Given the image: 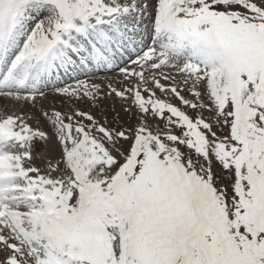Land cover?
<instances>
[{"label":"snow or ice","instance_id":"snow-or-ice-1","mask_svg":"<svg viewBox=\"0 0 264 264\" xmlns=\"http://www.w3.org/2000/svg\"><path fill=\"white\" fill-rule=\"evenodd\" d=\"M0 264H264V0H0Z\"/></svg>","mask_w":264,"mask_h":264},{"label":"bare ground","instance_id":"bare-ground-1","mask_svg":"<svg viewBox=\"0 0 264 264\" xmlns=\"http://www.w3.org/2000/svg\"><path fill=\"white\" fill-rule=\"evenodd\" d=\"M115 71H112L113 73L111 75H114L112 77L118 76V75L114 74ZM110 73H111V71H110ZM110 78H111V76H110ZM41 104H43V107L45 109H48L51 106L55 105V107L61 111H71V107L66 105V104H62L61 98L54 95L52 92L50 94H47V96L41 100ZM76 107H78L81 110L91 112L98 119H100L101 115L103 114V115L107 116L109 121H112L113 116L116 113H119L120 117H121L120 122L123 123L125 126L134 125L136 123V120L134 118L130 120L129 117L127 116V114H125L122 111V102L115 97H111V98L106 97L105 99H103L102 101L99 102V107L91 106L87 102L80 103V104L76 105ZM26 109L31 110L27 107H26ZM26 109H25V111H26ZM8 110L11 111L10 107ZM31 111H34V110H31ZM30 123H33V127L37 126L32 121H30ZM41 126L44 128V130L50 131V129L48 128V125L46 123L41 122ZM110 126L116 127L118 125H116L115 123H111ZM47 151H48V154L51 156H59L60 155L59 145L55 143L54 138H53V141L48 145ZM38 164H39V161H38Z\"/></svg>","mask_w":264,"mask_h":264},{"label":"rangeland","instance_id":"rangeland-1","mask_svg":"<svg viewBox=\"0 0 264 264\" xmlns=\"http://www.w3.org/2000/svg\"><path fill=\"white\" fill-rule=\"evenodd\" d=\"M113 72L111 71V73L110 72H107V73H101V78H103L105 75H107V76H109L108 78H110V76H111V78H112V76H114V75H111ZM117 73V74H116ZM114 74L115 75H118L119 73H118V70H116L115 72H114ZM46 92H47V94H50L52 91L50 90V89H47L46 90ZM185 95H187V93H185ZM44 99V98H43ZM174 103H177V104H179V102L178 101H174ZM43 105V104H42ZM10 109H11V107H10ZM25 109H26V107H25ZM25 109H24V111H25ZM12 110V109H11ZM26 111H31V110H28V109H26ZM189 114L190 115H192V116H195V113L194 112H191V111H189ZM227 132H228V130L225 128L224 129V131L222 132V133H218V134H220V135H227ZM38 148L40 149V150H43L44 149V145H38ZM214 169L216 170V172H217V175L219 176L220 175V172H219V166L218 165H214ZM225 183L227 182V181H224Z\"/></svg>","mask_w":264,"mask_h":264}]
</instances>
